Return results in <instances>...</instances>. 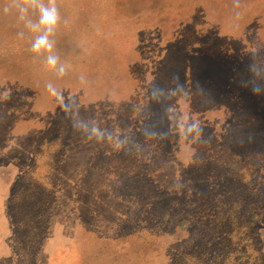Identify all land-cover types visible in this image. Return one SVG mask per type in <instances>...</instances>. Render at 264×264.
I'll use <instances>...</instances> for the list:
<instances>
[{"label": "rangeland", "instance_id": "374dc122", "mask_svg": "<svg viewBox=\"0 0 264 264\" xmlns=\"http://www.w3.org/2000/svg\"><path fill=\"white\" fill-rule=\"evenodd\" d=\"M126 1L57 0L60 76L0 0V264H264V0Z\"/></svg>", "mask_w": 264, "mask_h": 264}, {"label": "clouds", "instance_id": "9594fccd", "mask_svg": "<svg viewBox=\"0 0 264 264\" xmlns=\"http://www.w3.org/2000/svg\"><path fill=\"white\" fill-rule=\"evenodd\" d=\"M31 14L38 13L35 20L30 18ZM20 19L26 20V26L33 33H36L31 45V51L36 57L44 56L45 63L49 69L54 70L58 75L63 76L66 72L65 65L53 52L55 41L52 37L60 21V12L57 0H24L19 7ZM52 95H58L51 83L46 86Z\"/></svg>", "mask_w": 264, "mask_h": 264}, {"label": "trees", "instance_id": "16d2710c", "mask_svg": "<svg viewBox=\"0 0 264 264\" xmlns=\"http://www.w3.org/2000/svg\"><path fill=\"white\" fill-rule=\"evenodd\" d=\"M121 1L122 0H116V3L120 4L122 3ZM232 1H234L235 4L240 3L241 5L246 0H232ZM129 4H131L130 0H127L125 3V6H128ZM252 4L255 5L253 2ZM190 26L191 24L188 22V24L183 27V29H186L184 31H189ZM181 36H184V35L182 34ZM259 95H261V100L259 99ZM248 102H249V107L251 108V111H249L250 116L248 117L245 123V126H246L245 128L248 131V137H249V140H247V143L249 144L253 143L254 145L253 151L255 153H259V151L262 148H264V143L260 142V145L258 146L255 143V139H258V140H260V138L264 139V81H262V83H260L258 86L253 88V92L251 93ZM236 151H238L236 152L237 154L243 155V151H245V148H237ZM249 158L251 157L244 156V160L249 159ZM234 160L238 163L240 162L241 157L239 155L238 156L235 155ZM21 173L22 175L20 177V180H24L25 174L29 173V170L24 169ZM48 188H52V185H50L49 187H45V189H48ZM12 195H13V189H12ZM250 209H251L249 210L250 216L248 218L244 216L240 217L238 223H240V225L245 227V231L250 230L252 232L251 234L253 238L252 242L254 241V243H256L255 241L256 239L253 234L255 224H256V220H255L256 218L254 214L255 208L251 206ZM222 219H225V218L223 217ZM237 252L239 253V251ZM111 259L115 260L117 264H132L133 262L135 264H140L142 262L138 252L136 251L129 253V254H125V255L118 254L115 252L111 255ZM236 264H247V263L242 260V261L237 262Z\"/></svg>", "mask_w": 264, "mask_h": 264}]
</instances>
